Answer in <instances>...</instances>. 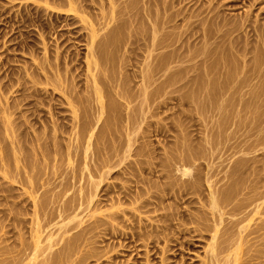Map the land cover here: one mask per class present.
Masks as SVG:
<instances>
[{
  "label": "rangeland",
  "instance_id": "rangeland-1",
  "mask_svg": "<svg viewBox=\"0 0 264 264\" xmlns=\"http://www.w3.org/2000/svg\"><path fill=\"white\" fill-rule=\"evenodd\" d=\"M14 1L15 6L9 4V0H0V264H30L31 258H39L33 262L42 264L44 256L46 262L51 251L54 253L64 246L70 247L68 261L58 264H80L81 259L84 264H207L205 260L210 258L213 250H217L214 254L219 251L217 257L222 259L219 263L216 258L217 264H239V261L240 264L244 261L246 264H264V213L261 212L264 210V43L258 42V34L252 31L253 26L264 27V0H257L255 6L251 0H121L122 8H103L105 16L124 13L123 6L127 5L134 9L129 15L132 17L119 14L124 20H117L109 33L111 25L107 31H100L105 36L99 34L104 39L108 37V41L100 37L105 42L102 48L105 57L102 54L101 59L105 66L102 65L105 69L103 79L105 82L114 81L117 89H125L128 85L125 96L133 95L136 100L128 98L130 101L126 102L112 96L108 90L104 94L106 97L101 99L108 104L109 110L99 118L97 115V120L92 116L95 110L91 111L95 103L87 101L88 93L84 91L89 85V69L84 64L89 44L80 38V13L74 17L58 12L63 17L57 19L50 13L49 0H27L28 3H37L30 12L22 9L24 1ZM38 5L42 6L43 12L42 9L34 10L35 6L40 7ZM44 9L48 10L47 13ZM152 13L156 19L149 16ZM67 17L76 19L74 25L66 22ZM101 17L97 16V19ZM126 18L130 23L124 22ZM151 19L158 21L157 24ZM49 22L58 23V32L57 29L40 27L41 23ZM249 24L252 27L248 28ZM159 26L160 38L163 36L164 42L158 51H152L149 45L154 29ZM225 36L226 39H222ZM59 41H62V49ZM63 45L66 51L69 49L74 53L73 58L76 57L73 64L77 66H72L76 72H73L74 79L69 80L70 87L66 85L78 96L76 108L75 104H61L58 92L65 86H56L53 78H49L53 79L51 82L47 80L53 84L51 87L41 78L40 81L37 79L36 85L28 83L29 78L37 77L36 65L46 57L54 58L57 49L64 50ZM148 52L164 55V65H169V70L164 73L167 74L165 77L163 74L159 83L153 81V84L150 79L145 81L140 75L152 66L151 58L146 59ZM181 52L185 53L184 56H177L188 57H185V63V59L178 62L174 55ZM58 68L51 66L49 70L54 73ZM225 72L232 74L230 79L228 76L226 79ZM169 76L173 77L172 80ZM28 87L42 92L43 98L41 95L29 97L33 89L28 90ZM128 106H139L142 123L134 130L126 127V116L130 113ZM76 123L91 128V134L94 130L92 138L90 133L87 137L88 132L86 136L77 135ZM128 134L132 135V143ZM11 138L18 144L15 145ZM107 163L114 166L109 170ZM213 197H217L214 199L218 202L215 209L210 205ZM218 208L224 210L218 213ZM232 208L238 211L234 212ZM166 216L170 219L165 220ZM216 218L219 222L222 220V225L215 222ZM184 219L187 224L181 222ZM92 224L96 225L93 231ZM173 227L178 229L173 230ZM153 230L157 233L151 232ZM134 232H140L139 236L144 240L141 236L137 240ZM129 234H132L131 239ZM213 236L216 240L219 237L218 241ZM176 242L178 247H175ZM220 242L223 248L230 247L224 249L230 253L219 247L222 246ZM237 243L239 248L236 247L239 250L242 247L240 251L245 253L234 252L239 256L234 261L233 251L237 250L234 248ZM38 250L47 251L46 255ZM36 252L41 257H36ZM9 254L13 255L12 260ZM247 257L250 258L248 263ZM214 261L209 260L216 264Z\"/></svg>",
  "mask_w": 264,
  "mask_h": 264
},
{
  "label": "bare ground",
  "instance_id": "bare-ground-1",
  "mask_svg": "<svg viewBox=\"0 0 264 264\" xmlns=\"http://www.w3.org/2000/svg\"><path fill=\"white\" fill-rule=\"evenodd\" d=\"M22 2L24 1V3L26 2V4H24V3H22V9H24V10H29V12H30V9L32 8V7H34V5L35 4H37V3H31V2H27V0H21ZM120 1L121 0H56V2L54 1H50L49 0V2H51V4H50V6H51V9H52V11H50V13H53V14H55V17L57 18V19H60V18H62L63 16H62V14H58V12L59 13H62V12H66V15H69V16H76V15H78L79 13H80V22H78V23H80V31H81V35H80V38L82 39V38H84L83 40H85L84 42L85 43H88L89 44V47H88V55H85V65H86V67H88V71H87V73H89L88 74V81H87V83L89 84L88 85V87L87 88H85L84 89V91L86 92V93H88V99H87V101L89 100L90 102H92L93 104L95 103V106H91V108L92 107H95L94 109H92L91 111H94L95 110V112H93V115H92V113H90L92 116H94L95 118H96V116L98 115V118H99V116L101 115H104L105 113H107V111L109 110L108 109V104L107 103H105V102H103L102 101V99L104 98H102V96H105L106 94V92L109 90V92L111 93V95L112 96H114V97H116V98H121L122 100L124 99L126 102H128V101H130L131 99L130 98H132V99H135L136 100V98H134L133 97V95H131L132 97H128V95H126L125 96V93L128 91V85L126 86V88L125 89H123L122 87H120L119 89H117L118 87H117V85L114 83V81H112V80H108V79H110L108 76V79H106V80H108V81H106L105 82V80L103 79L104 77H102L103 76V74H105V72L103 71V70H105V69H103L105 66L103 65L104 64V62H102L101 63V59H102V56L105 54L104 52V54L102 53V48H103V45H104V41H108V40H106V39H104V37H101V35L103 34V33H101L100 31H103V32H105V30L107 31V29H109L108 27L111 25V28L112 27H114V26H112L117 20H119L120 18H119V14H123V17H132V16H129V15H132V11H134V9L132 10L131 8L132 7H130V6H123V10L122 11H124V13L123 12H119V14L118 15H115V16H110L111 14L109 13V12H106V14L107 13H109V15L107 16H105L104 14H102L104 11H102L103 10V8L104 9H106L105 7H108V9L110 8V9H114V8H117L118 9V7H120L121 6V8H122V5H121V3H120ZM125 1V0H124ZM128 1V0H127ZM150 1V0H149ZM13 2H15L14 0H9V4H13ZM37 2H39V1H37ZM49 2L47 3V4H49ZM122 2H123V0H122ZM135 2H136V0H135ZM147 2V1H146ZM153 2V1H152ZM155 2H156V0H155ZM161 2V1H160ZM257 0H251V2L250 3H252L253 5L252 6H255L256 4H257ZM125 3V2H124ZM145 3V2H144ZM154 3V2H153ZM164 3V2H163ZM38 4H40V3H38ZM168 4V3H167ZM14 5V4H13ZM16 5V4H15ZM14 5V6H15ZM41 5V4H40ZM40 5H38V6H40ZM136 5V4H135ZM152 5V4H151ZM155 5V4H154ZM165 5H166V3H165ZM37 6V5H36ZM35 6V8H34V10H38V9H42V12H43V8H42V6H40V7H36ZM153 6V5H152ZM156 6V5H155ZM19 7H20V4H19ZM166 7V6H165ZM48 8V7H47ZM120 8V9H121ZM135 8V7H134ZM162 8H164V7H162ZM48 9H50V8H48ZM107 9V10H108ZM45 10V13H47V9H44ZM22 11V10H21ZM54 11H56V12H54ZM119 11V10H118ZM151 11V10H150ZM149 11V12H150ZM79 12V13H78ZM117 12V11H116ZM115 12V13H116ZM144 12V11H143ZM40 13L41 12H39V13H37V14H39L38 16H40ZM147 13V12H146ZM48 14H49V12H48ZM142 15L144 16V14L142 13ZM147 15H148V13H147ZM146 15V16H147ZM48 16V15H47ZM54 16V15H53ZM68 16V17H69ZM97 16L98 17H101V19H97ZM116 16H118V17H116ZM122 16V15H121ZM145 16V17H146ZM149 16H151V17H153L154 16V14L152 13V15H149ZM50 17H51V15H50ZM68 17L66 18V22L68 21V24H72V25H74V23H75V20L73 19V18H71V19H73V20H69L68 19ZM155 17V19H156V16H154ZM53 18V17H52ZM55 18V19H56ZM128 18V19H129ZM150 18V17H149ZM218 18H219V16H218ZM122 19V18H121ZM120 19V20H121ZM128 19L126 18V20L124 21V22H128ZM246 19V18H245ZM122 20H124V18L122 19ZM152 21H153V19H151ZM158 20V19H157ZM48 21H49V19H48ZM129 21H130V19H129ZM155 21V23L157 24V22L158 21H156V20H154ZM154 21H153V23H154ZM247 21L248 20H246V23H247ZM250 21V20H249ZM54 22H56V21H54ZM54 22H53V24H52V22H49L48 24H44V23H41V25H40V27H42V28H46V29H51V30H56L58 27H59V25H58V23H56V24H54ZM123 21L121 22L120 21V23H123V24H125ZM160 22V21H159ZM128 23H130V22H128ZM128 23H126V25L128 24ZM67 24V23H66ZM65 24V26H67L68 27V24L66 25ZM122 24V25H123ZM156 24H155V26H156ZM160 24V23H159ZM251 24V23H250ZM249 24V25H250ZM115 25V24H114ZM61 26V25H60ZM76 26V25H75ZM70 27V26H69ZM161 26H159V27H157V28H153L154 29V32H153V39L151 40V43H150V47L152 48V51H154V50H156V51H158L160 48H161V46L163 45L162 44V42H164L163 41V36H162V38H160V32H161V28H160ZM250 27H252L251 25L248 27V28H250ZM110 28V29H111ZM247 28V29H248ZM45 29V30H46ZM78 29V28H77ZM108 30V33L110 32V31H112L113 30V28L111 29V30ZM44 30V31H45ZM60 30V29H59ZM211 30V29H210ZM57 32H58V29L56 30ZM71 31V30H70ZM79 31V32H80ZM252 31H254V33L255 34H258V35H256L257 36V41L259 42H263L264 43V27H254L253 26V30ZM50 32V31H49ZM65 32V31H64ZM66 33H69L68 31L66 32ZM73 33V32H72ZM99 33H101V35L99 34ZM70 34V33H69ZM106 34V33H105ZM104 35V34H103ZM204 35V34H203ZM202 35V36H203ZM207 35H208V33H207ZM60 36V35H59ZM59 36H58V39H59ZM105 36V35H104ZM110 36V35H109ZM212 36V35H211ZM214 36V35H213ZM228 36V35H227ZM227 36H225V37H222V39H226V37ZM62 37V36H61ZM100 37L101 38H103L104 39V41H103V39H100ZM111 37V36H110ZM207 38H209V36H206ZM214 38V37H213ZM57 39V40H58ZM72 39V38H71ZM162 39V40H161ZM69 40V39H68ZM62 41H64V40H62ZM61 41V42H62ZM67 41V40H66ZM102 41H103V44H102ZM111 41V40H110ZM60 42V41H59ZM60 42V43H61ZM65 42V41H64ZM83 42V41H82ZM138 42V41H137ZM233 42H234V40H233ZM42 43H44V42H42ZM235 43H236V41H235ZM75 44V43H74ZM88 44H87V46H88ZM106 44L108 45V43L106 42ZM135 44V43H134ZM234 44V43H233ZM42 45V44H41ZM56 46H57V44H55ZM64 46V45H63ZM71 46V45H70ZM144 46H145V43H144ZM66 47H68V46H66ZM234 47V46H233ZM57 48V47H56ZM144 48V47H143ZM234 48H236V47H234ZM45 49V48H44ZM61 49H62V43H61ZM64 50H62L61 52H60V48L59 49H57V51L56 52H54L55 54H54V58H52L51 56H49V57H51V58H48V57H46L44 60H43V62H41L40 61V65H38V68H37V65H36V69H38V73L36 74L37 75V77L36 78H29L30 79V81H28V83H31V84H33L34 83V85H36V83L35 82H37V79H39V78H41V80H43V81H45V82H47V83H49L47 80H49L50 82L53 80L54 81V83L56 84V86H65V87H62V89L60 88L59 89V92L58 93H60V98H61V104L63 105V104H67V105H70V106H73L74 104H75V101H76V99H77V97L78 96H75L71 91H69V89H68V87H66V85L68 86L69 85V87L71 86V80L73 81V79H74V76H73V68L74 67H72V66H74L75 64H73V62L75 61V58L76 57H72L73 55H74V53H71V51L68 49L67 51H66V49H65V46H64V48H63ZM145 49V48H144ZM189 49V48H188ZM187 49V50H188ZM50 50V49H49ZM105 50V49H104ZM107 50V49H106ZM148 50V49H147ZM186 50V51H187ZM42 51H45V50H43L42 49ZM51 51V50H50ZM155 51V52H156ZM238 51V50H237ZM31 52H33V51H31ZM47 52V51H46ZM130 52V51H129ZM128 52V53H129ZM185 52V51H184ZM188 52H189V50H188ZM188 52H185V53H188ZM29 53V52H28ZM36 53V52H35ZM49 53V52H48ZM78 53V52H77ZM149 53V52H148ZM177 53V52H176ZM184 53V54H185ZM30 54V53H29ZM50 54V53H49ZM103 54V55H102ZM131 54V53H130ZM183 53L181 52V54H174L175 55V57H177L178 59H177V61L178 62H180V61H184V59H185V61L183 62V63H185L186 62V58H188V57H184V58H182V57H180V56H177V55H181V56H184V54L182 55ZM203 54V53H202ZM32 55V54H31ZM170 55V54H169ZM45 56H47V55H45ZM149 58H148V57ZM146 57V59H150L151 58V60H152V62H151V64H152V66H149L148 65V63H147V66H149V68L150 67H152V69L150 68H148L147 66L146 67H144V68H148V71L146 70V72L145 73H143V74H141L140 73V75H141V77H143L144 79H145V81H146V79H150V80H152V83H153V81L154 82H157V83H159V80H160V78L163 76V74L165 73V72H167L168 70H169V67H167V66H169V65H164V62H163V58H162V56H164V55H162V56H160V54L158 55V54H156V55H154V54H151V52L147 55ZM190 57L192 56V55H189ZM194 56V55H193ZM44 57V56H43ZM84 57V56H83ZM104 57H105V55H104ZM125 57H127V55L125 56ZM165 57V56H164ZM180 57V58H179ZM189 57V58H190ZM31 58V57H30ZM167 58V57H166ZM182 58V59H181ZM192 59H193V57H191ZM40 59V58H39ZM43 58H41V60H42ZM105 58H103V60H104ZM106 59H108V58H106ZM168 59V58H167ZM166 59V60H167ZM176 59V58H175ZM180 59V60H179ZM191 59V60H192ZM124 60V59H123ZM128 59H126L124 62H126ZM188 60H190V59H188ZM188 60H187V62H188ZM82 60H80V62H81ZM104 61H106V60H104ZM168 61H171L170 59L168 60ZM173 61V60H172ZM177 61L175 60V61H173V62H176L177 63ZM84 61H82V63H83ZM123 62V63H124ZM149 62V61H148ZM181 62V63H182ZM204 63H205V61H203ZM166 63H168V62H166ZM170 63V62H169ZM168 63V64H169ZM106 64V63H105ZM126 64H127V62H126ZM170 64H172V63H170ZM102 65L104 66V67H102ZM123 65V64H122ZM121 65V66H122ZM244 65V64H243ZM59 67L58 69V71L56 70V72H55V70H54V73H52L53 72V70L52 71H50L49 70V67ZM75 66H77V65H75ZM102 67V68H101ZM123 67V69L125 68L124 66H122ZM210 67H212V66H210ZM216 67V66H215ZM127 68V67H126ZM172 69H173V67H172ZM209 69V68H208ZM23 70V69H22ZM25 70V69H24ZM101 70L103 71V73L101 72ZM145 70V69H144ZM144 70L142 69V71L144 72ZM210 70H211V68H210ZM218 70H221V69H218ZM28 71V70H27ZM34 71V70H33ZM36 71V70H35ZM171 71V70H170ZM209 71V70H208ZM212 72L214 71V69H213V67H212V70H211ZM22 72V71H21ZM37 72V71H36ZM125 72H126V70H125ZM124 72V73H125ZM130 72V71H129ZM211 72V73H212ZM221 72H223L222 70H221ZM20 73V72H19ZM25 73V72H24ZM27 73V72H26ZM74 73H76V72H74ZM127 73V72H126ZM125 73V74H126ZM208 73V72H207ZM22 74V73H21ZM33 74H34V72H33ZM61 74V75H60ZM167 74V73H166ZM166 74H164V77H165V75ZM209 74H210V72H209ZM225 74H226V72H225ZM231 74V73H230ZM230 74L228 75V74H226L225 76H226V79H227V76L229 77L230 76ZM75 75V74H74ZM143 75V76H142ZM232 75V74H231ZM19 76V75H18ZM22 76H23V74H22ZM21 76V77H22ZM35 76V75H34ZM105 76V75H104ZM123 76V75H122ZM171 76V75H170ZM170 76H169V79L170 80H172V78L173 77H171L170 78ZM25 77H27L26 75H25ZM28 77H29V75H28ZM27 77V78H28ZM53 78L52 80H50L49 78ZM106 77V76H105ZM124 77V76H123ZM125 77H126V75H125ZM127 78V77H126ZM26 79V78H25ZM102 79H103V81H102ZM127 79H129V78H127ZM229 79H230V77H229ZM36 80V81H35ZM70 80V81H69ZM148 81V82H151V81ZM174 80V79H173ZM38 81H40V79L38 80ZM123 81H125L126 82V80H125V78L123 79ZM67 82H68V84H67ZM75 82V81H74ZM117 82H119V81H117ZM144 82V81H143ZM147 82V83H148ZM41 83V82H40ZM124 83V82H123ZM122 83V84H123ZM146 83V84H147ZM157 83H155V85L157 84ZM27 84V83H26ZM30 84V85H31ZM38 84H39V82H38ZM50 84V83H49ZM52 84V83H51ZM51 84H50V87H51ZM77 84V83H76ZM75 84V85H76ZM151 84V83H150ZM154 84V83H153ZM42 85V84H41ZM45 85V84H44ZM53 85V84H52ZM119 85V84H118ZM148 85V84H147ZM214 85V84H213ZM28 86V85H27ZM33 86V85H32ZM47 86V85H46ZM49 86V85H48ZM60 86V87H61ZM123 86V85H122ZM41 88L42 87H44V86H40ZM77 87V86H76ZM143 87V86H142ZM147 87V86H146ZM158 89H159V87H160V85L158 84ZM30 88V89H29ZM36 88H37V86H36ZM148 88H149V86H148ZM156 88V87H155ZM238 87H236V89H237ZM33 89V87L31 88V87H28V90H32ZM47 89V88H46ZM52 89H54L53 87H52ZM27 90V89H26ZM39 90H41V89H39ZM45 89H43V91H44ZM48 90V89H47ZM145 90V89H144ZM217 90V89H216ZM215 90V91H216ZM223 90H228L227 88H223ZM237 90H240V89H237ZM49 91V90H48ZM52 91V90H51ZM54 91H57V89L56 90H54ZM126 91V92H125ZM156 92H157V89L155 90ZM159 91V90H158ZM211 91L213 92V90L211 89ZM29 92V91H28ZM31 92V91H30ZM144 92V91H143ZM39 93V94H38ZM43 93H45V92H43ZM50 93V92H49ZM55 93V92H54ZM53 93V94H54ZM82 93V92H81ZM145 93V92H144ZM41 94H42V92H41ZM40 94V91H38V90H34L33 89V92L31 93V94H29L28 96L29 97H32L33 95L34 96H36V95H41ZM47 94V93H46ZM45 94V95H46ZM85 94V93H84ZM105 94V95H104ZM131 93H129V95H130ZM44 95V96H45ZM83 95V94H82ZM110 95V96H111ZM42 96V95H41ZM84 96H86V95H84ZM138 96V95H137ZM37 97V96H36ZM48 97V96H47ZM87 97H85V99L87 98ZM106 97V96H105ZM127 97V98H126ZM153 97V96H152ZM40 98H43V96L42 97H40ZM102 98V99H101ZM130 100H129V99ZM145 98V97H144ZM154 98V97H153ZM51 99V98H50ZM91 99H92V101H91ZM93 99L94 100H96L95 102L93 101ZM120 99V100H121ZM148 99H150V98H148ZM49 100V99H48ZM43 101V103H46V102H44V100H42ZM82 101H84V100H82ZM86 101V102H87ZM139 101V100H138ZM132 102V105H133V101H131ZM130 102V103H131ZM39 103V102H38ZM125 103V102H124ZM141 103V102H140ZM60 104V105H61ZM137 104V103H136ZM77 105V103L74 105V107ZM140 105V104H139ZM142 105H143V102H142ZM146 105V104H145ZM41 106H43V104L41 105ZM134 106V105H133ZM137 106V105H136ZM139 107V106H138ZM138 107L137 108H135V107H132V108H130V106H128V108H127V110H130L129 112V114L127 113V116H126V123H127V125L128 126H126V127H128V129H135V128H137V127H139L140 126V124L142 123L141 122V114H140V112H139V110H138ZM140 107H141V105H140ZM158 107V106H157ZM76 108V107H75ZM74 108V109H75ZM90 108V109H91ZM110 108V107H109ZM113 108V107H112ZM124 108V107H123ZM156 108V107H155ZM159 108V107H158ZM73 109V108H72ZM126 110V109H125ZM159 110V109H158ZM156 111H157V109H156ZM111 112V111H110ZM127 112V111H126ZM158 112V111H157ZM9 113V112H8ZM94 113H95V115H94ZM76 114V113H75ZM157 114V113H156ZM54 115V114H53ZM52 115V116H53ZM107 115V114H106ZM55 116V115H54ZM55 118H56V116H55ZM77 118V117H76ZM28 119V118H27ZM94 119V118H93ZM96 120H97V118H96ZM96 120H94V122L96 121ZM144 120V119H143ZM27 121V120H26ZM98 121H99V119H98ZM55 122V121H54ZM9 123V122H8ZM10 123H11V121H10ZM14 122L12 121V124H13ZM16 123V122H15ZM96 123V122H95ZM94 123V124H95ZM45 124V123H44ZM56 124V123H55ZM92 124V123H91ZM97 124V123H96ZM11 125V124H10ZM19 125H21V124H19ZM61 125V124H60ZM7 126H8V124H7ZM14 126V125H13ZM12 126V127H13ZM46 126V125H45ZM47 126H49V124L47 125ZM51 126V125H50ZM56 127L58 126V125H55ZM83 127H81V126H78V123H76L75 124V128H76V130L77 131H75L76 133H78L77 135H82L83 134V136H86L87 135V132H88V135H87V137L89 136V133H90V129L91 128H86V126L84 127V125H82ZM92 127H94L93 126V124L91 125ZM11 127V126H10ZM19 127V126H18ZM44 127V126H43ZM61 127H62V125H61ZM73 127V128H74ZM7 128V127H6ZM32 128V127H31ZM59 128V127H58ZM15 129V128H14ZM33 129V128H32ZM44 129V128H43ZM7 130V129H6ZM13 130V129H12ZM49 130V129H48ZM55 130H56V128H55ZM7 131H9V130H7ZM43 131V130H42ZM58 131V130H57ZM61 131V130H60ZM94 130H91V132H92V134L89 136L90 138H92V136H93V134H94V132H93ZM15 132V131H14ZM26 132H28V131H26ZM51 132V131H50ZM130 132V131H129ZM134 133V132H133ZM10 134V133H9ZM40 134V133H39ZM54 134H55V132H54ZM57 134V133H56ZM62 134V133H61ZM127 134V133H126ZM131 134V133H130ZM130 134H128L127 135V137H128V140H129V142H131L132 141V135H130ZM11 135H12V133H11ZM34 135H35V133H34ZM43 135H44V133H43ZM46 135V134H45ZM99 135V134H98ZM139 135V134H138ZM142 135V134H141ZM25 137H26V134L24 135ZM28 136V135H27ZM50 136V135H49ZM57 136V135H56ZM97 136V135H96ZM11 137V136H10ZM10 137H8V138H10ZM18 137V136H17ZM33 137V135L31 136V138ZM54 137V136H53ZM126 137V136H125ZM7 138V137H6ZM24 138V137H23ZM82 138V137H81ZM84 139H85V137H83ZM12 139V138H11ZM10 139V140H11ZM14 139V138H13ZM12 139V140H13ZM27 139H30V137L29 138H27ZM79 139V138H78ZM24 140H26V139H24ZM30 141V140H29ZM35 141V140H34ZM98 141V140H97ZM134 141V140H133ZM11 142V141H10ZM13 142H14V140H13ZM27 142V141H26ZM40 142V141H39ZM2 143V142H1ZM4 143V142H3ZM2 143V144H3ZM14 143H16V141L14 142ZM13 143V144H14ZM128 143V142H127ZM132 143V142H131ZM134 143V142H133ZM136 143V142H135ZM12 144V145H13ZM18 143H16L15 145H17ZM1 145V144H0ZM41 145V144H40ZM134 145V144H133ZM16 147V146H15ZM19 147V146H18ZM38 149V148H37ZM3 150V149H2ZM129 150H130V148H129ZM16 151V150H15ZM41 151H43V150H41ZM45 151V150H44ZM4 152V151H3ZM2 152V153H3ZM14 152V151H13ZM39 152V151H38ZM129 152V151H128ZM132 152V151H131ZM3 154H5V153H3ZM2 154V155H3ZM15 154V153H14ZM42 154V153H41ZM15 155H17V153L15 154ZM19 155V154H18ZM17 155V156H18ZM40 155V154H39ZM4 158V157H3ZM18 158V157H17ZM16 159V158H15ZM14 159V160H15ZM109 159H110V157H109ZM1 160V159H0ZM17 160H19V159H17ZM2 161V160H1ZM23 161V160H22ZM21 161V162H22ZM25 161H26V158H25ZM109 160H107L106 162H108ZM121 161V160H120ZM102 162V161H101ZM104 162V161H103ZM110 162V161H109ZM111 162H112V160H111ZM241 163H242V161H240ZM1 163V162H0ZM17 163V162H16ZM22 163H24V162H22ZM28 163V162H27ZM15 164V163H14ZM17 164H19V163H17ZM17 164H16V166H17ZM25 164V163H24ZM108 164V169L110 170L113 166H114V164H113V166L112 165H110V163H107ZM116 164V163H115ZM27 165V164H26ZM15 166V165H14ZM21 166V165H20ZM24 166V165H23ZM103 166H104V164H103ZM9 167V166H8ZM18 167V166H17ZM26 167V166H25ZM101 167V166H100ZM2 168V167H1ZM10 168V167H9ZM8 168V169H9ZM12 168V167H11ZM19 168V167H18ZM21 168V167H20ZM19 168V169H20ZM27 168V167H26ZM17 169V168H16ZM28 169V168H27ZM30 169V168H29ZM7 170V169H6ZM11 170V169H10ZM9 170V171H10ZM0 171H2V170H0ZM5 171V170H4ZM12 171V170H11ZM10 171V172H11ZM19 171V170H18ZM6 172V171H5ZM37 172V171H36ZM12 175V174H11ZM16 175V174H15ZM38 175V174H37ZM232 176V175H231ZM12 176H10V178H11ZM31 177V176H30ZM34 177V176H33ZM37 177V176H36ZM30 179V178H29ZM31 179H33V178H31ZM35 179V178H34ZM231 179V178H230ZM14 180H15V178H14ZM30 181V180H29ZM35 181V180H34ZM32 182H33V180H32ZM32 184V183H31ZM30 187V186H29ZM32 187V186H31ZM144 191V190H143ZM142 191V192H143ZM148 195V194H147ZM151 195V194H150ZM224 195V194H223ZM139 197H140V195H138ZM142 196V195H141ZM153 196V195H152ZM212 197V196H211ZM63 198V197H62ZM214 198H217V197H213V199H211V201L212 202H210L211 204V206H213V208L215 209L216 208V206L218 205V202H217V199H214ZM139 199V198H138ZM138 199H137V201H138ZM151 199V198H150ZM159 199V198H158ZM221 199V198H220ZM140 200V199H139ZM149 201V200H148ZM133 202H134V198H133ZM149 203V202H148ZM159 203V202H158ZM70 204V203H69ZM68 204V205H69ZM137 204H138V202H137ZM139 204H141V202L139 203ZM138 204V205H139ZM219 204H220V202H219ZM135 205H136V203H135ZM258 205V204H257ZM259 205H261V204H259ZM72 206V205H71ZM140 206H142V205H140ZM159 206V205H158ZM215 206V207H214ZM120 207V206H119ZM133 207V206H132ZM132 207H130V208H132ZM135 207V206H134ZM218 207V206H217ZM256 207V206H255ZM63 208V207H62ZM117 208V207H116ZM123 208H125V206L123 207ZM123 208H121V209H123ZM140 208V207H139ZM158 208V207H157ZM161 208V207H160ZM212 208V209H213ZM263 208H264V205H263ZM65 209V208H64ZM142 209H143V206H142ZM223 209V208H222ZM235 209H237L236 207H235ZM235 209H233L232 208V210L234 211ZM251 209V208H250ZM257 209V208H256ZM255 209V210H256ZM46 210V209H45ZM135 210V209H134ZM139 210V209H138ZM218 210H219V208H218ZM224 210V209H223ZM223 210H219L220 212H218V213H221V211H223ZM258 210V209H257ZM67 211V210H66ZM117 211V210H116ZM115 211V212H116ZM124 211V210H123ZM122 211V212H123ZM131 211V210H130ZM142 211V210H141ZM178 211V210H177ZM235 211H238V210H235ZM234 211V212H235ZM62 212V211H61ZM138 212V211H137ZM146 212V211H145ZM149 212V211H148ZM158 212V211H157ZM170 212V211H169ZM173 212V211H172ZM189 212V211H188ZM251 212V211H250ZM255 212H257L258 213V211H255ZM261 212H263L264 213V210L263 211H261ZM111 213V212H110ZM141 213V212H140ZM227 213V212H226ZM225 213V214H226ZM240 213V212H239ZM112 214H113V212H112ZM122 214H124V213H122ZM121 214V215H122ZM132 214V213H131ZM130 214V215H131ZM134 214V213H133ZM191 214V213H190ZM213 214V213H212ZM224 213L222 212V216H224L223 215ZM231 214H232V212H231ZM50 215H51V213H50ZM111 215V214H110ZM109 215V216H110ZM120 215V216H121ZM176 215V214H175ZM179 215V214H178ZM220 216H221V214H219ZM113 217H115L116 216V214H114V215H112ZM119 216V215H118ZM117 216V217H118ZM124 216V215H123ZM129 216V215H128ZM142 216V215H141ZM185 216V215H184ZM188 216V215H187ZM186 216V217H187ZM190 216V215H189ZM213 216H215V215H213ZM216 216L218 217V215H217V213H216ZM222 216H221V219H223L222 218ZM46 217V216H45ZM108 217V216H107ZM167 218H164L165 220H169L170 219V217H168V216H166ZM173 217V216H172ZM178 217V216H177ZM181 217V216H180ZM62 218V217H61ZM94 218V217H93ZM111 218V217H110ZM120 218V217H119ZM128 218V217H127ZM161 218V217H160ZM188 218V217H187ZM215 218V217H214ZM220 218V217H219ZM219 218H216L215 220V222L217 223V221L219 220ZM96 219V218H95ZM112 219V218H111ZM144 219V218H143ZM142 219V221H145V220H143ZM186 219V218H185ZM185 219L182 221L181 220V222H183V224L184 223H186L187 221H185ZM220 219V225H222L221 224V220ZM61 220V219H60ZM99 220V219H98ZM129 220V219H128ZM164 220V221H165ZM177 220V219H176ZM179 220V219H178ZM177 220V221H178ZM187 220H189V219H187ZM214 220V219H213ZM52 221V220H51ZM96 221V220H95ZM108 221V220H107ZM116 221V220H115ZM118 221V220H117ZM140 221V220H139ZM162 221V220H161ZM177 221H175V222H177ZM185 221V222H184ZM190 221H193L192 220V218L190 219ZM212 221V220H211ZM53 222V221H52ZM104 222V221H103ZM158 222H159V220H158ZM169 222V221H168ZM170 222H171V220H170ZM213 222V221H212ZM264 222V221H263ZM54 223V222H53ZM96 223H98V222H96ZM109 223V222H108ZM107 223V224H108ZM117 223V222H116ZM123 223V222H122ZM145 223V222H144ZM157 223V222H156ZM165 223V222H164ZM174 223V222H173ZM173 223H171V224H173ZM191 223V222H190ZM193 223V222H192ZM214 223V222H213ZM154 224V223H153ZM159 224V223H158ZM181 224V223H180ZM178 225V226H181V225ZM187 224V223H186ZM218 224V223H217ZM93 225V224H92ZM99 225V224H98ZM110 225V224H109ZM130 225V224H129ZM149 225H151L150 223H149ZM169 225V224H168ZM175 225V224H174ZM213 225V224H212ZM264 225V224H263ZM52 226V225H51ZM113 226V225H112ZM111 226V227H112ZM116 226H118L117 224H116ZM121 226H123V225H121ZM135 226V225H134ZM182 226H184V225H182ZM217 226V225H216ZM89 227H91V225L89 226ZM88 227V228H89ZM93 227H96V225H93L92 226V231H93ZM101 227V226H100ZM136 227V226H135ZM158 227V226H157ZM157 227H155V228H157ZM167 228L168 227H170V226H166ZM165 227V228H166ZM177 227V226H176ZM187 227V226H186ZM260 227L262 228V226L260 225ZM99 228V227H98ZM114 228V227H113ZM112 228V229H113ZM117 228V227H116ZM122 228V227H121ZM126 228V227H125ZM130 228V230H131V227H129ZM139 228V227H138ZM138 228H137V230H138ZM143 228H145L144 226H143ZM149 228V227H148ZM152 228H154V226L152 227ZM166 228V229H167ZM170 228H172V226L170 227ZM174 229L173 230H176V229H178V228H176L175 229V227H173ZM185 227H183V229H184ZM211 228V227H210ZM255 228V230H256V228L257 227H254ZM65 229H66V227H65ZM68 229V228H67ZM124 229V228H123ZM134 229V228H133ZM147 229V228H146ZM161 229V228H160ZM163 229V228H162ZM263 229V228H262ZM261 229V230H262ZM88 229H86V231H87ZM97 230V229H96ZM101 230V229H100ZM105 230V229H104ZM103 230V231H104ZM115 230V229H114ZM129 230V231H130ZM136 230V231H137ZM140 230V229H139ZM148 230V229H147ZM146 230V231H147ZM157 230H158V228H157ZM156 230V231H157ZM251 230H253V229H251ZM82 231V230H81ZM84 231H85V229H84ZM84 231H82V232H84ZM90 231V228H89V230H88V232ZM95 231V230H94ZM107 231V230H106ZM118 231H119V229H118ZM122 231V230H121ZM154 232V230L153 231H151V232H153V233H157V232ZM172 231V230H171ZM179 231H181L180 229L178 230V232ZM208 231H209V229H208ZM254 231V230H253ZM252 231V232H253ZM259 231V230H258ZM91 232V231H90ZM98 232V231H97ZM116 232V231H115ZM127 232V231H126ZM133 232V231H132ZM138 232V231H137ZM137 232H134L135 233V235L133 234V236H136V239H137V237L139 238L140 236H139V233L138 234H136ZM158 232H159V230H158ZM161 232H162V230H161ZM203 232H205V231H203ZM218 232V231H217ZM252 232L250 233L251 235H252ZM254 232H256L257 233V231H254ZM86 233V232H85ZM94 233V232H93ZM96 233V232H95ZM106 233V232H105ZM113 233V232H112ZM145 233V232H144ZM147 233H149V232H147ZM166 233H167V231H166ZM170 234H171V232H169ZM176 233V232H175ZM214 233H216V231L214 232ZM213 233V234H214ZM242 233H243V231H242ZM70 234V233H69ZM83 234V233H82ZM87 234V233H86ZM103 234V233H102ZM114 234V233H113ZM112 234V235H113ZM117 234V233H116ZM123 234V233H122ZM151 234V233H150ZM169 234V236H171ZM184 234V233H183ZM249 234V233H248ZM95 235V234H94ZM110 235H111V233H110ZM130 235H132V234H129V239H131L130 237H132V236H130ZM148 235V234H147ZM153 235V234H152ZM166 235H168V233L166 234ZM215 235V234H214ZM254 235V234H253ZM261 235V234H260ZM70 236V235H69ZM97 236H98V234H97ZM165 236V235H164ZM179 236H180V234H179ZM215 236H217V234L215 235ZM219 236V235H218ZM222 236H224V234L222 235ZM66 237V236H65ZM112 237V236H111ZM114 237V236H113ZM174 237V236H173ZM172 237V239H174ZM177 237H178V235H177ZM214 237V236H213ZM220 237V236H219ZM219 237H217V240H216V237H214L215 238V240L216 241H218V238ZM91 238V237H90ZM124 239L126 238L125 237V232H124V237H123ZM141 238V240H142V236L140 237ZM144 238V237H143ZM154 238V237H153ZM166 238V237H165ZM181 238H182V236H181ZM180 238V239H181ZM246 238V237H245ZM146 239V238H145ZM149 239H150V235H149ZM156 239V238H155ZM176 239V238H175ZM178 239V238H177ZM86 240H88L87 238H86ZM90 240V239H89ZM88 240V241H89ZM92 240V239H91ZM135 240V239H134ZM133 240V241H134ZM138 240V239H137ZM140 240V239H139ZM144 240V239H143ZM142 240V241H143ZM214 240V239H213ZM136 241V240H135ZM141 241V242H142ZM147 241V240H146ZM168 241H169V239H168ZM175 241V240H174ZM184 241V240H183ZM222 241V240H221ZM263 241V240H262ZM137 242H140V241H137ZM158 242V241H157ZM164 242V241H163ZM173 242V241H172ZM182 242V241H181ZM212 242V241H211ZM214 242V241H213ZM228 242V241H227ZM134 243V242H133ZM136 243V242H135ZM161 243H162V241H161ZM165 243H168V242H164V244ZM184 243V242H183ZM221 243V242H220ZM219 243V244H220ZM224 243V242H223ZM225 243H226V241H225ZM239 243V242H238ZM236 244L235 246H234V248L236 247V246H238L239 244ZM242 243H243V241H242ZM137 244V243H136ZM144 244V243H143ZM151 244V243H150ZM177 244V242L175 243V245ZM222 244V243H221ZM230 244V243H229ZM51 245V244H50ZM64 245V244H63ZM67 245H69L68 243H67ZM145 245V244H144ZM167 245V244H166ZM174 245V246H175ZM181 245H183V244H181ZM189 245V244H188ZM210 245H212L213 246V244L212 243H210ZM218 245V244H217ZM233 245V244H232ZM244 245V244H243ZM70 246V245H69ZM168 246V245H167ZM179 246V244L178 245H176L175 247H178ZM212 246H210V247H212ZM58 247V246H57ZM87 247H88V245H87ZM146 247V246H145ZM218 247V246H217ZM219 247H224V245L222 244V246L220 245ZM218 247V248H219ZM228 247V249L230 248L229 246H227ZM226 247V248H227ZM232 247V246H231ZM59 248V247H58ZM70 248V247H69ZM69 248L67 249V247H65L64 246V248L63 247H61L59 250H57L56 252L54 251V253H52V251H51V253H49L50 255H47L48 257H47V259H46V262H44L45 260V258H46V256H44L45 258L43 259V261H42V264H58V263H62L63 261L64 262H66L65 260H67L68 261V259H67V256H68V254H69ZM158 248V247H157ZM213 248V247H212ZM217 248V249H218ZM222 248H221V250H222ZM226 248H223V251H224V249H226ZM233 248V247H232ZM238 248H239V246H238ZM237 247L235 248V249H237L236 251H233V254H234V252H238V249ZM241 248L242 247H240V250H241ZM85 249H87L86 247H85ZM163 249H165V248H163ZM167 249V248H166ZM170 249V248H169ZM244 249V248H243ZM248 249V248H247ZM40 251H42L41 249H39ZM38 250V253L40 252ZM44 250V249H43ZM88 250V249H87ZM94 250V249H93ZM168 250V249H167ZM213 250V249H212ZM216 250V249H215ZM219 250V249H218ZM221 250H220V252H221ZM231 250V249H230ZM239 250V253H245V251L244 252H241ZM22 251V250H21ZM20 251V252H21ZM35 251H37V250H35ZM82 251V250H81ZM95 251V250H94ZM94 251H92V252H94ZM161 251H165V250H162L161 249ZM211 251V250H210ZM210 251H209V253H210ZM217 251V250H216ZM216 251H214L213 250V252H216ZM226 251V250H225ZM224 251V252H225ZM232 251V250H231ZM47 252V251H46ZM46 252H40V253H42V254H45L46 255ZM68 252V253H67ZM85 252V251H84ZM88 253H90L89 252V250L87 251ZM109 252V251H108ZM148 252H150V251H148ZM166 252V251H165ZM212 252V253H213ZM227 252H229L230 253V251H227ZM227 252H225V253H227ZM250 252V251H249ZM26 253V252H25ZM96 252H94L93 254H95ZM146 253H147V251H146ZM157 253H160L159 251L157 252ZM167 253V252H166ZM210 254V258H207V259H209L210 261H214V260H216V258L218 259V257H217V255H219L220 256V253H219V251H218V254ZM223 252H221V254H222ZM224 253V255L225 256H227L228 254H225ZM232 253V252H231ZM247 253V252H246ZM12 254V253H11ZM11 254H9V255H11ZM16 254V253H15ZM18 254V253H17ZM16 254V255H17ZM41 254V255H42ZM109 254V253H108ZM165 254V253H164ZM237 254V253H236ZM236 254H234V261H236L235 260V258L238 256V255H236ZM36 257H37V252H36ZM89 255V254H88ZM87 255V256H88ZM96 255H97V253H96ZM104 255V254H103ZM106 255H107V252H106ZM147 255V254H146ZM230 255V254H229ZM241 255V254H240ZM245 255H247V254H245ZM253 255H254V253H253ZM258 255V254H257ZM12 256L13 255H11V260H12ZM38 256H40V255H38ZM95 256V255H94ZM108 256V255H107ZM110 256V255H109ZM225 256H223L222 258H226ZM251 256V255H250ZM34 257V256H33ZM41 257V256H40ZM85 257H86V255H85ZM101 257V256H100ZM239 257V256H238ZM237 257V258H238ZM244 257V255L243 256H241V258H243ZM257 257V256H256ZM87 258V257H86ZM86 258H85V260L84 261H86ZM90 258V257H89ZM88 258V259H89ZM93 258V257H92ZM92 258L91 259H89V260H92ZM95 258V257H94ZM37 259V258H36ZM36 259H32L31 258V260H29V261H32L33 262V260H36ZM39 259V258H38ZM37 259V260H38ZM207 259L205 260L206 261V263L208 264V262H209V260H208V262H207ZM247 259H248V257H247ZM250 259V258H249ZM249 259L247 260V263H248V261H249ZM16 260V259H15ZM18 260V259H17ZM83 259H81V260H79V262H80V264H84L83 263V261H82ZM88 260V261H89ZM167 260V259H166ZM218 260H220V261H218L219 263H221V260L222 259H218ZM239 260H240V258H239ZM253 259H251V261H252ZM259 260V259H258ZM5 261V260H4ZM69 261H70V259H69ZM82 261V262H81ZM99 261V260H98ZM224 261H227V260H224ZM28 262V261H27ZM32 262L30 263V264H32ZM37 261H35V263H36ZM40 262V261H39ZM204 262V261H203ZM202 262V263H203ZM214 262H216V261H214ZM242 262V261H241ZM245 262V263H244ZM244 262H242V264L244 263V264H246V261H244ZM17 263V262H16ZM19 263H21V262H19ZM34 263V262H33ZM34 263V264H35ZM164 263V262H163ZM210 264H211V262H209ZM222 263H225V262H223L222 261ZM226 263H228V262H226ZM251 263V262H250ZM249 263V264H250ZM253 263V262H252ZM2 264V263H1ZM4 264V263H3ZM18 264V263H17ZM25 264V263H24ZM40 264H41V262H40ZM79 264V263H78ZM86 264V263H85ZM88 264V263H87ZM214 264V263H213ZM216 264H217V262H216ZM232 264H235V262H233ZM237 264V263H236ZM239 264H240V261H239Z\"/></svg>",
  "mask_w": 264,
  "mask_h": 264
}]
</instances>
